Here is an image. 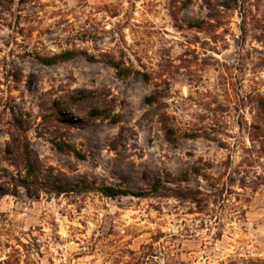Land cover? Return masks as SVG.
Wrapping results in <instances>:
<instances>
[{"label": "rangeland", "instance_id": "rangeland-1", "mask_svg": "<svg viewBox=\"0 0 264 264\" xmlns=\"http://www.w3.org/2000/svg\"><path fill=\"white\" fill-rule=\"evenodd\" d=\"M225 1L0 0V171L16 116L48 191L0 198V264H264V0Z\"/></svg>", "mask_w": 264, "mask_h": 264}, {"label": "trees", "instance_id": "trees-1", "mask_svg": "<svg viewBox=\"0 0 264 264\" xmlns=\"http://www.w3.org/2000/svg\"><path fill=\"white\" fill-rule=\"evenodd\" d=\"M237 2L238 0H226L219 5L228 10L233 8ZM190 26L198 27L199 23H191ZM77 54H79V52L75 50H67L53 54L51 56H40L36 54L35 59L44 65H51L71 59ZM81 54H83V56L88 60L94 59L92 55H88L86 52H82ZM107 62L116 70L117 75L121 78L127 77L135 72L130 68L122 66L117 61L108 60ZM143 76H146V74H143ZM161 121L165 134L168 138H172L174 135L172 127L165 121ZM30 128L31 126L29 124H23L21 119H16V116H14L13 123L11 122L10 127L7 129V131L10 132V138L5 143L3 160L7 162L13 171L9 172L7 169H2L0 171V198L4 195L16 196L20 190H24L30 198H38L41 193L48 192L46 186L40 178V173L33 158L31 142L26 135ZM64 128L67 133L69 131V127L65 126ZM58 138H50V143L57 151L72 153L74 156L80 159L85 157L80 149L66 140L67 138ZM179 180H187V176L184 175V177ZM72 185L73 189L71 190L73 192L81 193L95 190L106 197L127 195L143 197L152 194L157 196L191 200L193 202L198 201L196 197L197 192L193 191L192 189L178 187L165 188L162 190V186L158 181H154L147 191H135L110 184L97 183L96 181H91L89 184V180L87 178H80L76 181H72ZM62 188V186L55 187L56 190L53 189L52 192H55L56 194L62 193Z\"/></svg>", "mask_w": 264, "mask_h": 264}]
</instances>
